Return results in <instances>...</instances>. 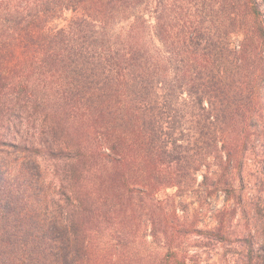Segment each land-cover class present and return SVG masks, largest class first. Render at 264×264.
I'll return each instance as SVG.
<instances>
[{"label":"trees","instance_id":"trees-1","mask_svg":"<svg viewBox=\"0 0 264 264\" xmlns=\"http://www.w3.org/2000/svg\"><path fill=\"white\" fill-rule=\"evenodd\" d=\"M0 264H264V0H0Z\"/></svg>","mask_w":264,"mask_h":264}]
</instances>
